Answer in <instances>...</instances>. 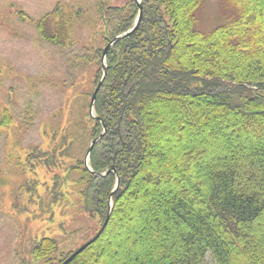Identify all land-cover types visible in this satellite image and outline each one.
Instances as JSON below:
<instances>
[{
    "label": "trees",
    "instance_id": "16d2710c",
    "mask_svg": "<svg viewBox=\"0 0 264 264\" xmlns=\"http://www.w3.org/2000/svg\"><path fill=\"white\" fill-rule=\"evenodd\" d=\"M205 1L142 0L139 29L110 47L106 65L105 49L136 26L140 6L100 4L103 46L81 120L65 127L59 148L25 161L71 164L61 165V184L100 226L85 243L109 217L70 264H204L209 253L216 264H264V0H231L226 22L203 33ZM51 20L37 22L41 39L66 46L70 27ZM11 124L6 110L0 128ZM104 132L90 170L87 152ZM78 142L83 151L68 156ZM113 167L117 191L118 176H103ZM61 184L49 211L64 199ZM78 249L62 252L43 235L30 260L63 264Z\"/></svg>",
    "mask_w": 264,
    "mask_h": 264
},
{
    "label": "rangeland",
    "instance_id": "374dc122",
    "mask_svg": "<svg viewBox=\"0 0 264 264\" xmlns=\"http://www.w3.org/2000/svg\"><path fill=\"white\" fill-rule=\"evenodd\" d=\"M128 1L0 0V124L3 112L12 116L11 126L0 128V264H40L31 262L30 253L43 235L57 239L68 253L98 230L83 214L76 190L67 191L61 184V165L71 164L25 161L31 152L59 148L65 127L81 120L97 72L96 49L103 46L100 4L121 6ZM234 7L231 0H206L199 29L208 33L224 24ZM49 14L51 28L59 23L68 32L70 27L66 46L41 39L37 22ZM74 145L70 153L83 151L81 142ZM55 182L61 184L56 192L64 193V199L49 211ZM51 217L52 222L45 221ZM204 264H216L211 253Z\"/></svg>",
    "mask_w": 264,
    "mask_h": 264
},
{
    "label": "water",
    "instance_id": "95a60500",
    "mask_svg": "<svg viewBox=\"0 0 264 264\" xmlns=\"http://www.w3.org/2000/svg\"><path fill=\"white\" fill-rule=\"evenodd\" d=\"M139 6H140V13H139V17H138V20H137V23H136V26L128 31L125 35H120L118 36L115 40H113L111 43H109V45L107 46V48L105 49V52H104V55H103V62L104 64L106 65V58H107V53H108V50L110 49V47H112V45H114L117 41H119L122 37H130L132 36L140 27V24H141V21H142V17H143V6H142V0H135ZM106 73V71H105ZM103 80L104 78H102L99 86L97 87V89L94 91L93 93V96H92V99H91V103H90V113L92 115V117H95V104H96V100H97V96H98V93L101 89V86L103 84ZM106 134V132H104L100 138L94 140L92 143H91V146L87 152V155H86V165L87 167L91 170L90 166H89V161H90V157H91V153L93 151V148L94 146L101 140V138ZM114 172L117 176V171L115 170V168L113 167L110 171H108L106 174H103V176L111 173V172ZM120 186V178L118 176V181H117V186H116V189L115 191H117V189L119 188ZM112 196H113V193H112ZM111 196V197H112ZM113 207V206H112ZM109 222V217L108 219L106 220L105 224L103 225V227L101 228L100 232L97 234V236L95 238H93L91 241L85 243L82 247H80L77 251H75L63 264H70L75 258H77L81 253H83V251L89 247L92 243H94L100 236L101 234L104 232L105 228L107 227V224Z\"/></svg>",
    "mask_w": 264,
    "mask_h": 264
}]
</instances>
